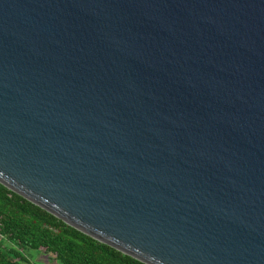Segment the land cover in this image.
I'll return each mask as SVG.
<instances>
[{"label": "water", "instance_id": "95a60500", "mask_svg": "<svg viewBox=\"0 0 264 264\" xmlns=\"http://www.w3.org/2000/svg\"><path fill=\"white\" fill-rule=\"evenodd\" d=\"M0 184L142 264H264V0H0Z\"/></svg>", "mask_w": 264, "mask_h": 264}, {"label": "trees", "instance_id": "16d2710c", "mask_svg": "<svg viewBox=\"0 0 264 264\" xmlns=\"http://www.w3.org/2000/svg\"><path fill=\"white\" fill-rule=\"evenodd\" d=\"M26 250L44 255L51 264H142L67 226L0 184V264H29Z\"/></svg>", "mask_w": 264, "mask_h": 264}, {"label": "rangeland", "instance_id": "374dc122", "mask_svg": "<svg viewBox=\"0 0 264 264\" xmlns=\"http://www.w3.org/2000/svg\"><path fill=\"white\" fill-rule=\"evenodd\" d=\"M24 256L27 257V259H29V264H51L49 263V261L46 260L45 256L42 254H37L34 251L31 250H26L24 252Z\"/></svg>", "mask_w": 264, "mask_h": 264}]
</instances>
